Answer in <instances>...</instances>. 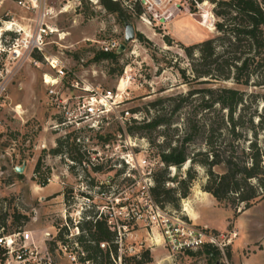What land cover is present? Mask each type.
<instances>
[{
  "label": "rangeland",
  "instance_id": "374dc122",
  "mask_svg": "<svg viewBox=\"0 0 264 264\" xmlns=\"http://www.w3.org/2000/svg\"><path fill=\"white\" fill-rule=\"evenodd\" d=\"M15 1H2L0 20L10 19L27 26L31 23L28 19L35 13L23 10ZM48 2L54 8L48 23L56 32L48 37L46 51L66 61L69 74L65 81L77 79L80 85L115 90L127 71L131 80L129 97L115 110L136 111L138 120L152 117L156 107L151 103L156 99L184 94L188 90L189 86L178 72L179 68H189L181 46L216 35L217 18L209 0H162L154 12L142 7V13L132 14L130 21H121L98 0ZM125 22L132 23L135 32L142 33L147 41L135 36L124 43ZM23 35L11 32L5 39ZM164 36L172 39L171 45L166 44ZM110 40L120 45L118 51H111L118 54L117 57L95 61L94 53L101 50L102 43ZM47 73L53 74V71L44 62L35 65L24 60L7 76H0V82L9 80L0 101V227L13 231L25 226L37 231L52 223L64 225L66 221L70 224L69 216L66 220L61 216L62 202L68 200L72 215L89 203L92 213L103 211L107 214L113 225L111 230L117 234L119 229L122 241L117 245L115 256L113 253V264H137L145 251L150 256L145 264H264V199L245 210L242 206L236 210L225 206L202 190L206 176L199 166L195 167L197 176L189 195L179 199L177 207L168 205L164 209L169 213L177 210L190 225L207 229L224 245L217 255H211L204 246L172 252L164 243L161 231L152 223V210L142 193L144 169H134L135 172L127 176L131 172L126 171L119 158L130 153L135 162L146 158L156 169L161 168L157 160L158 144L172 134L164 127L130 135L127 132L129 122L111 120L108 126L105 124L107 128L103 132L109 133L108 146H104L93 132H85L81 135L83 142L73 141L86 149H81L85 166L76 164L68 151L69 146L61 153H52L59 136L51 128L57 109L48 103L42 80ZM223 83L247 92H264V88ZM123 87L121 80L119 88ZM70 93L73 98L84 95L81 88L72 89ZM257 108L260 111L261 102ZM68 160L75 164L71 166ZM38 161L40 169L34 173ZM188 166L186 162L180 169L169 167V175L184 174ZM16 167L23 171H16ZM43 178L49 182L41 186L39 181ZM34 216L37 221L33 220Z\"/></svg>",
  "mask_w": 264,
  "mask_h": 264
},
{
  "label": "trees",
  "instance_id": "16d2710c",
  "mask_svg": "<svg viewBox=\"0 0 264 264\" xmlns=\"http://www.w3.org/2000/svg\"><path fill=\"white\" fill-rule=\"evenodd\" d=\"M98 1L121 21H130L132 14L138 16L144 8L139 1ZM209 1L213 3L212 11L217 18L214 23L216 35L181 46L189 68H179L178 72L189 86L188 90L153 101L151 105L156 111L152 117L127 121L130 135L160 127L172 132L158 144L157 160L161 168L153 166L150 175L153 181L149 189L151 199L163 209L168 205L177 207L178 200L189 195L197 176L196 166L205 171L202 190L225 206L234 210L242 206L245 210L264 199V92H247L223 83L264 88V0ZM135 36L140 41H147L140 32H135ZM164 40L167 45L173 42L168 36H164ZM117 55L99 50L93 59H115ZM259 102L260 111L257 108ZM94 134L103 144L108 143L109 133ZM75 138L74 132L65 138L59 137L51 152L61 153L69 146L70 156L81 164L84 152L80 143H73ZM69 139L72 142L68 143ZM186 162L189 166L184 174L169 175V167L177 168ZM124 167L127 171L125 164ZM99 168L94 167L95 170ZM39 169L38 161L34 173ZM39 183L46 185V178ZM89 213L90 217L79 225L80 230L87 233L86 238H81L83 245L87 243L84 249L93 264H113L111 260L117 250L116 232L105 221L95 218L92 211ZM100 241L108 243L106 251L99 247ZM204 249L211 255L219 253L210 245H205ZM149 261V252L145 251L137 264Z\"/></svg>",
  "mask_w": 264,
  "mask_h": 264
},
{
  "label": "built area",
  "instance_id": "2783aa9c",
  "mask_svg": "<svg viewBox=\"0 0 264 264\" xmlns=\"http://www.w3.org/2000/svg\"><path fill=\"white\" fill-rule=\"evenodd\" d=\"M2 1L0 0V8ZM128 1H139L146 11L151 13L162 3V0ZM15 2L23 10L33 11L35 16L28 19L31 23H28L27 26L16 24L10 19L0 20V76L3 74L7 76L14 66L19 67L24 60H30L35 65L42 61L53 71V74H43L42 80L46 87L48 103L57 109L51 128L56 131L59 137L65 138L69 133L74 132L76 142H83L82 134L85 132L103 133L111 120L125 123L130 118L139 119V113H131L128 109L115 110L129 97L127 91L131 80L127 71H124L119 80V83L121 80L124 81L123 89L119 88V83L115 90H104L97 86L80 85V81L77 79L65 81L69 74L66 61L60 55L46 51L49 43L48 37L56 32L48 23L54 12L53 6L49 4L48 0H16ZM7 23L11 24L9 29ZM13 26H15L14 29H12ZM11 32L24 35L5 39L6 35L8 36ZM119 46L116 41L110 40L102 43L100 48L104 52H111L118 51ZM8 82L9 80L0 82V101ZM79 88L83 90L84 95L73 98L70 91ZM105 124H107L106 127ZM104 146H108L107 143ZM82 150H86L84 146ZM119 158L127 166V171L144 169L142 172L145 176V184L142 193L145 194L148 208L152 210V223L159 228L164 243L172 252L194 250L205 245L215 247L217 250L222 249L224 244H221L217 235L207 229L190 225L181 213L177 211L169 213L154 203L149 192L153 185L150 177L155 165L153 162H149L146 158H142L141 163L135 162L130 153L121 155ZM67 162L71 166L75 164L72 160ZM78 165L85 166L86 163L82 162ZM129 175L131 174H127V176ZM47 181L49 182V179ZM87 202H89L88 198ZM62 205L61 216L64 220L69 216L70 224L66 221L64 225L52 223L37 231L25 226L8 231L1 226L0 264H93L87 250L84 249L83 240H81L82 237H87V233L85 230H80L79 226L83 220L90 217L89 211L92 210V205L86 203L84 209L76 210L73 215V211H69L72 205L68 200L66 203L63 201ZM94 214L95 218L105 221L109 228L113 226L103 211H96ZM33 220L37 221V216H34ZM119 233L118 229L114 242L120 246L122 237ZM99 247L106 251L108 243L100 241Z\"/></svg>",
  "mask_w": 264,
  "mask_h": 264
},
{
  "label": "water",
  "instance_id": "95a60500",
  "mask_svg": "<svg viewBox=\"0 0 264 264\" xmlns=\"http://www.w3.org/2000/svg\"><path fill=\"white\" fill-rule=\"evenodd\" d=\"M134 38H135V29H134V26L130 22H125L124 43L130 42ZM121 46H122V48H124V44H122ZM181 167H182V165L181 166H178L176 169H180ZM16 171L22 172L23 171V168H21L19 170V168L16 167Z\"/></svg>",
  "mask_w": 264,
  "mask_h": 264
},
{
  "label": "bare ground",
  "instance_id": "6f19581e",
  "mask_svg": "<svg viewBox=\"0 0 264 264\" xmlns=\"http://www.w3.org/2000/svg\"><path fill=\"white\" fill-rule=\"evenodd\" d=\"M8 24H9V23H7V28L9 29V28L11 27V24H9V25H8ZM122 84H124V81H123V80H122ZM123 88H124V87H123ZM123 88H122V89H123ZM186 206H187V205H186Z\"/></svg>",
  "mask_w": 264,
  "mask_h": 264
},
{
  "label": "crops",
  "instance_id": "0c3cea01",
  "mask_svg": "<svg viewBox=\"0 0 264 264\" xmlns=\"http://www.w3.org/2000/svg\"><path fill=\"white\" fill-rule=\"evenodd\" d=\"M208 194V193H207Z\"/></svg>",
  "mask_w": 264,
  "mask_h": 264
}]
</instances>
